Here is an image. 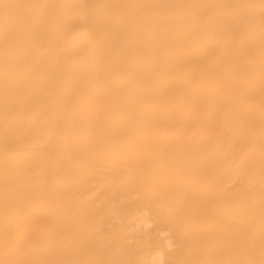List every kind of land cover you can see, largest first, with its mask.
<instances>
[{
    "label": "bare ground",
    "instance_id": "obj_1",
    "mask_svg": "<svg viewBox=\"0 0 264 264\" xmlns=\"http://www.w3.org/2000/svg\"><path fill=\"white\" fill-rule=\"evenodd\" d=\"M0 264H264V0H0Z\"/></svg>",
    "mask_w": 264,
    "mask_h": 264
}]
</instances>
